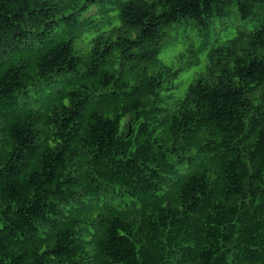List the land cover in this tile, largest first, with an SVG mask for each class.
<instances>
[{"label": "trees", "instance_id": "16d2710c", "mask_svg": "<svg viewBox=\"0 0 264 264\" xmlns=\"http://www.w3.org/2000/svg\"><path fill=\"white\" fill-rule=\"evenodd\" d=\"M263 5L0 0V264H264V9L210 38ZM184 19L182 91L158 55Z\"/></svg>", "mask_w": 264, "mask_h": 264}, {"label": "rangeland", "instance_id": "374dc122", "mask_svg": "<svg viewBox=\"0 0 264 264\" xmlns=\"http://www.w3.org/2000/svg\"><path fill=\"white\" fill-rule=\"evenodd\" d=\"M94 8H91V12ZM264 9V5L257 8L256 15L249 19H242L235 14L234 10L225 17H216L214 19L215 26L211 34V40L216 38L226 39L234 35L238 28H251L257 24V18L261 14V10ZM108 22L101 24L98 29H105L108 26ZM96 30H93V32ZM194 43L203 47L197 50L198 59L191 58L188 51H191L190 45ZM159 58L164 63L168 64L172 68L176 66L179 68V76L175 81L178 89L184 91L189 79L195 76L199 68L203 66V58L205 56V37L200 36L196 33V29L193 27L192 22L189 19L181 20L178 23L172 24L168 30V34L164 40V44L159 52ZM170 87L174 86L172 82L167 83ZM166 89L162 88L160 94L163 100L160 103H165L166 101H173V98H164L167 94ZM174 97L179 96L173 90L171 93Z\"/></svg>", "mask_w": 264, "mask_h": 264}]
</instances>
